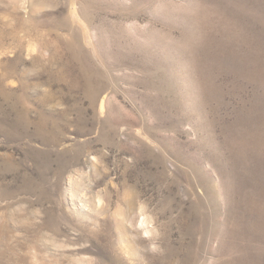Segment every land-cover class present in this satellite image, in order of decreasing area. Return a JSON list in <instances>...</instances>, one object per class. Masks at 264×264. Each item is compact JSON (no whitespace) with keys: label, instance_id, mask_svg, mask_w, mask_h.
Listing matches in <instances>:
<instances>
[{"label":"rangeland","instance_id":"obj_1","mask_svg":"<svg viewBox=\"0 0 264 264\" xmlns=\"http://www.w3.org/2000/svg\"><path fill=\"white\" fill-rule=\"evenodd\" d=\"M0 264H264V0H0Z\"/></svg>","mask_w":264,"mask_h":264}]
</instances>
